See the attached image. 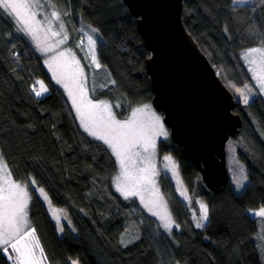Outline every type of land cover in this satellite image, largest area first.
Here are the masks:
<instances>
[{"label":"trees","instance_id":"obj_1","mask_svg":"<svg viewBox=\"0 0 264 264\" xmlns=\"http://www.w3.org/2000/svg\"><path fill=\"white\" fill-rule=\"evenodd\" d=\"M51 2L69 30L68 46L83 64L89 95L110 101L121 119L132 107L151 103L145 69L149 52L124 2ZM253 9L258 10L255 16ZM182 21L234 95L233 110L242 122L238 134L226 142V153L231 142L248 180L241 192L234 191L229 180L223 191L214 193L204 185L179 144L170 137L159 139V158L172 154L191 205L197 207L196 200H204L208 217L203 227H197L168 175L160 172L159 187L178 228L170 231L171 237L162 236L164 243H157L139 222V218L144 222L153 219L136 199H125L113 188L117 166L109 149L79 128L42 57L0 11V153L12 177L27 185L29 224L35 229L46 264H73L75 260L78 264H264L259 243L264 228L259 229V218L249 212L264 206V98L256 93L244 103L235 95L236 88L251 83L240 50L261 45L264 0H253L251 5H237L233 0H183ZM74 22L99 33L96 58L109 83H104L86 58L82 60L76 45L82 44V35L75 32ZM37 78L48 89L41 96L33 91ZM33 180L52 204L65 208L68 218L61 223L60 233ZM127 224L133 225L136 236H126ZM0 264H11L2 250Z\"/></svg>","mask_w":264,"mask_h":264},{"label":"snow or ice","instance_id":"obj_2","mask_svg":"<svg viewBox=\"0 0 264 264\" xmlns=\"http://www.w3.org/2000/svg\"><path fill=\"white\" fill-rule=\"evenodd\" d=\"M49 6L53 7L51 0H48ZM233 3L245 4L248 0H233ZM42 8L40 0H0V11L6 13L15 22L18 31L24 32L36 41L37 48L43 52H54L59 45L65 44L68 40L65 25L61 19V14L57 10H53L50 16H45L43 21L37 19L39 15L38 9ZM68 13L65 12L64 15ZM58 21V29L53 28V22ZM93 31H96L93 29ZM44 33L45 40L51 38H59L54 44L41 47L40 33ZM89 52L92 63L96 68L101 65L97 61L95 55L96 40L91 35L88 36ZM259 53L264 57V48H252L245 53V58ZM71 57L75 64V70L69 73L66 70L67 58ZM49 70L52 72L53 78L57 84H61L68 97L71 100L80 125L93 138L102 141L111 150L116 158V162L120 168V175L116 179V189L125 199L130 196H140L141 203L147 208L152 215L159 217L163 222V227L171 231L174 221L171 215L165 211L161 214L155 211L152 202H145L141 195V190L149 185L154 190V194L162 202L163 196L159 194V189L155 186L153 177L157 175L154 166L150 163V157H143L141 163L148 161L145 167H136L135 157L140 156L137 148H142L143 152L148 153L149 149H155V136L164 135L165 132L161 124L160 117L155 113H151L148 106L145 105L132 111L130 118L119 120L112 112V106L107 101H94L88 98L85 90V77L83 67L80 66L78 60L75 59L74 53L70 49L55 52L54 55L45 60ZM255 60H251L250 64H255ZM253 73V79L257 80L259 87L264 91V74L258 73L256 68L250 67ZM112 83H115L113 81ZM39 90L33 87L36 96L46 93L48 89L42 81H36ZM232 87H235L234 85ZM245 89L249 86L245 85ZM235 91L243 96L244 103H248V96L244 90L236 88ZM119 105H117L118 107ZM149 116L145 121L141 117ZM165 160L171 161V157H164ZM173 174H177V166L172 164ZM11 172L7 168V164L3 162L2 154H0V250L5 254L11 249L9 259L13 260V264H44L46 257L41 248L38 239L35 237V229L30 227L28 221L27 207L30 201L27 185L17 183L11 178ZM35 185V181H31ZM39 194L49 201L47 194L43 188L37 190ZM186 190L181 192L185 195ZM166 208V205H164ZM53 216L59 223L60 216L56 210H53ZM257 216L264 217V207L254 213ZM207 205L200 203V216L196 224L197 227H203L202 221L207 220ZM178 227V225H177ZM63 231V228H60ZM121 243H124L121 240ZM126 246V245H125ZM73 264H76L73 261Z\"/></svg>","mask_w":264,"mask_h":264},{"label":"water","instance_id":"obj_3","mask_svg":"<svg viewBox=\"0 0 264 264\" xmlns=\"http://www.w3.org/2000/svg\"><path fill=\"white\" fill-rule=\"evenodd\" d=\"M122 1L149 52L151 105L162 113L171 141L181 146L204 185L223 191L229 182L226 142L242 122L233 110V93L185 28L183 0Z\"/></svg>","mask_w":264,"mask_h":264},{"label":"rangeland","instance_id":"obj_4","mask_svg":"<svg viewBox=\"0 0 264 264\" xmlns=\"http://www.w3.org/2000/svg\"><path fill=\"white\" fill-rule=\"evenodd\" d=\"M253 2V0H248V3H245V4H238V3H234V4H237V5H251ZM40 3L42 4V8L38 9V12H39V15L37 16V19H40L43 21L44 17L45 16H50V13L51 11L53 10H57L55 7L53 9V7H50L49 6V2L48 0H40ZM52 4V2H51ZM53 5V4H52ZM58 11V10H57ZM59 12V11H58ZM258 13V10L256 9H253L251 14L253 16H255L256 14ZM6 14V13H5ZM7 15V14H6ZM8 16V15H7ZM9 17V16H8ZM10 20L12 21L13 25L15 26V29L17 30L16 28V25H15V22L13 21V19L11 17H9ZM61 19L63 21V18L61 16ZM64 23V21H63ZM58 24L59 22L58 21H54L53 22V28L55 30H59L58 29ZM74 25H75V32L78 33V35H82V44H80L79 42H76V45L78 46V53L80 54L81 57H83V61L85 60V62L89 65H91L96 71L97 73L100 72V78L104 81V83H109L108 81V76H107V73H106V70L102 67L100 68H96L95 65L92 63V60H91V55H90V52H89V43H88V36L91 35L93 37V39L96 40V44H97V39L99 37V33L96 31H93V27L89 26V25H86V24H82L81 25V22H74ZM65 29L67 31V35H68V40H69V37H70V33H69V30L66 28L65 26ZM81 31H82V34H81ZM21 35H23L27 41L29 42V44L31 45L32 49L34 50L35 53H37L38 55H40L42 57V60H43V63H44V66L46 68V70L48 71V73L50 74L51 78L53 79V81L56 83V80L53 78V75H52V72L49 70L48 68V65L45 63V60L48 59L49 57H51L52 55L55 54V52H59V51H63V50H67V49H70L72 51V53H74L75 55V59L79 61L80 63V66H83L82 62L80 61V59L77 57V55L75 54V52L72 50V48H70L68 46V40L66 41L65 44H62V45H59L58 47H56L54 49V52H48V53H43L41 52L37 46H36V41H34L31 36L27 35L26 33L24 32H21V31H18ZM40 39H41V47L43 46H47V45H50V44H54L55 43V40L56 39H59V38H51V39H48V40H45L44 38V33L41 32L40 34ZM259 39H261V41L259 42V44L261 45H255V46H251V47H248V48H244L242 50H240V57L243 61V63L246 65L247 67V70L250 74V78H251V83H246V84H243L240 89L244 90L245 92V95L248 96V101L251 100L256 93H259L263 96L264 98V91H262L259 87V84L257 82V80L253 79V73L249 70L250 67H253V68H256L257 72L258 73H261V74H264V57H261V55L259 53L257 54H253L252 56L248 57L247 59L245 58V53L249 50V49H252V48H264V37L261 36L259 37ZM76 41V40H75ZM79 43V44H78ZM95 55H96V45H95ZM251 60H255L256 63L255 64H250V61ZM66 70L71 73L75 70V64L74 62L72 61L71 57H68L67 58V65H66ZM84 70V69H83ZM84 77H85V72H84ZM36 81H42L44 86L46 87L44 81L41 79V78H37L35 79V83H34V87L39 90V85L36 84ZM110 81L112 82V80L110 79ZM103 83V82H102ZM57 84V83H56ZM69 104H70V107L72 109V113L74 115V118L79 126V128L81 130L84 131L83 127L80 125V121H79V118L77 117L76 115V112L74 110V108L72 107V103H71V100L70 98L68 97L64 87L61 85V84H58ZM245 85H248L249 88L248 89H245L244 86ZM101 88L105 87V84L101 85L100 86ZM47 88V87H46ZM85 90L88 94V98L89 99H92L94 101H107L111 106H112V112L116 115L115 113V110H114V106L113 104L106 100V99H94L92 98L90 95H89V92H88V88H87V84H86V78H85ZM47 93V92H46ZM46 93H42L41 95H44ZM40 95V96H41ZM241 101L244 102V99H243V96H241L239 93L236 92L235 94ZM147 105L148 106V109L150 110L151 113H155L156 116L160 117V121H161V124L163 125V128L165 130V132L167 133L166 136L164 135H157L155 136V149H149V152L148 153H145L143 152L142 148L138 147L137 148V151L140 152V156L139 157H135V166L136 167H145L147 166L148 164V161H145L144 163H141V160L143 157H150V163L152 166H154L156 172L158 173L157 175H155L153 177L154 181H155V186L156 188L159 189V194L163 196V194L161 193V190H160V187H159V183H158V175L160 172H164L166 173V175H168V177L170 178L173 186H174V189L177 193V195L185 202V204L187 205L190 213H191V216L194 220V222L197 224L198 222V218L200 216V203H203L206 205L205 201L198 198L196 200V204H197V207H193V205H191V201H190V197L188 195V192L182 182V179H181V176H180V172H179V168H178V163L177 161L175 160V158L172 156V154H164L162 155L160 158H159V154H158V149H157V142L159 139H163V138H169V130L168 128L164 125L163 121H162V113L161 112H158L157 110H155L153 108V106L151 105L150 102H145V103H142V104H139V105H136L134 107H132L130 109V112L129 114L121 119V118H118L117 115H116V118L119 119V120H124L126 118H130L131 116V113L134 109L136 108H140V107H143ZM142 119H144L145 121H147L149 119V116L147 115V113L145 115H143L141 117ZM86 134H88L86 131H84ZM89 135V134H88ZM90 136V135H89ZM92 137V136H90ZM93 138V137H92ZM95 139V138H94ZM97 140V139H96ZM100 141V140H99ZM102 142V141H100ZM103 143V142H102ZM104 144V143H103ZM105 145V144H104ZM107 148L108 146L105 145ZM109 149V148H108ZM111 155L113 156L115 162H116V158L115 156L112 154L111 150L109 149ZM1 154V153H0ZM171 157V161H168V160H165L164 157ZM226 161H227V167H228V172H229V180H230V185L232 187V189L236 192H241L242 189L244 188V186L246 185L247 183V175H246V172H245V168L243 166V163L242 161L236 156L235 154V149H234V146L231 142H228L227 143V157H226ZM3 162H5L4 158H3ZM175 164L177 166V174L174 175L173 174V171H172V164ZM116 166H117V169H116V173L115 175L113 176L112 178V186L113 188L117 191L116 189V177L118 175H120V168H119V165L118 163L116 162ZM8 168V166H7ZM9 170V168H8ZM10 171V170H9ZM11 178L13 180H15L12 175H11ZM17 183H22L20 181H17L15 180ZM34 188L37 192V194L39 195V197L41 198V200L43 201V203L45 204L46 206V209L50 215V217L53 219V221L55 222L56 224V227H57V231L60 233L61 230V223L65 220H67V214H66V210L65 208L63 207H60V206H57V205H54L52 203L49 204V201L48 200H45L40 194L39 192L37 191L39 188H42V187H39L37 185H34ZM186 190V193L185 195H181V192L185 191ZM28 191V189H27ZM44 192L46 193V191L44 190ZM122 197H124L119 191H117ZM47 194V193H46ZM141 195L144 197V200L145 202H152L150 204V206H153L154 210L155 211H159L161 214H164L165 211H167L170 215H171V219L174 221L173 219V216H172V213L170 211V208L168 206V203L165 199V197L163 196V201L161 202L157 195L154 194V190L152 189V187L149 185L147 188H143L141 190ZM48 196V195H47ZM49 198V197H48ZM129 198H134L137 200L140 208L147 214L149 215L153 220L151 222H144V220L142 218H139V222L142 224L146 234H148L155 242L159 243L160 241H162L164 243V238H167V237H171L170 236V231L166 230L164 227H163V222L159 219V217L157 216H154L152 215V213L144 207V204L141 203V199H140V196H130ZM30 202V201H29ZM29 203H28V207H27V213H28V208H29ZM164 205H166V208L164 207ZM261 207H264V206H259L257 208H251L249 209V212L252 216L254 217H258L259 218V221H258V226H259V229H261V231H263L262 228H264V222L262 220L263 217H260V216H257L255 215L254 213L258 212ZM53 210H56L57 211V214L60 216V220H59V223L57 222V220L54 218L53 216ZM28 221H29V216H28ZM207 220L205 221H202L201 223L204 224L206 223ZM31 227V226H30ZM177 224L175 223L174 221V224L171 228L172 229H177ZM126 229H127V233H126V236L127 237H133V236H136L134 235V232H133V225L130 224V226L127 224L126 225ZM131 232V233H130ZM165 234V237L163 238L162 236H164ZM259 243L261 245V248L264 249V236L261 235L260 236V239H259ZM11 249H9L8 253L6 254L7 258L9 255H11ZM164 257H166V255H163ZM9 262L11 264H13V260L9 259ZM170 260V259H168ZM76 264H78V262L75 260ZM44 264H46V261H44ZM174 264H178L177 262H175Z\"/></svg>","mask_w":264,"mask_h":264}]
</instances>
